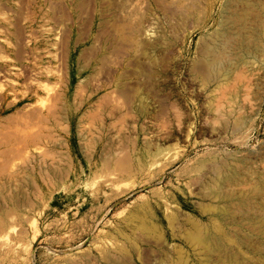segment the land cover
<instances>
[{"label": "rangeland", "instance_id": "rangeland-1", "mask_svg": "<svg viewBox=\"0 0 264 264\" xmlns=\"http://www.w3.org/2000/svg\"><path fill=\"white\" fill-rule=\"evenodd\" d=\"M247 3L0 0V264H264L243 243L264 248Z\"/></svg>", "mask_w": 264, "mask_h": 264}, {"label": "bare ground", "instance_id": "bare-ground-1", "mask_svg": "<svg viewBox=\"0 0 264 264\" xmlns=\"http://www.w3.org/2000/svg\"><path fill=\"white\" fill-rule=\"evenodd\" d=\"M236 1V0H235ZM237 1H239V2H248L249 3V1H252V0H237ZM233 2V1H232ZM234 3H236V2H234ZM238 3V2H237ZM247 3V4H248ZM250 4V3H249ZM240 10V9H239ZM234 14V13H233ZM259 14L257 13V12H255V10L252 8V6H251V8H246V9H244L243 11H240V12H235V14L233 15V16H230V17H232L231 19L233 20V22L236 24V25H238V26H240L239 28H246V26L248 25L247 23H249L248 21L249 20H251V19H253V18H259V16H258ZM247 29V28H246ZM255 30V29H254ZM259 34V33H258ZM222 36H224V38H225V43L226 44H228V43H230L231 44V41H232V37H230L229 35H227V34H224V35H222ZM247 41V40H246ZM241 44H243V45H245V41H244V38L243 39H241ZM248 46V45H247ZM249 47V46H248ZM212 63L213 64H215L216 62H213L212 61ZM237 180V179H236ZM235 184V183H234ZM257 187V188H256ZM247 194V193H246ZM245 194V195H246ZM242 195V194H241ZM251 195V196H250ZM248 197L246 196V198L243 200L244 201V205L245 204H247L248 206H249V204H251L252 206L253 205H256L255 207L257 208V209H259L260 211H261V215L259 216L258 215V217H255V218H258L259 219V221H260V223L262 224V225H264V185L263 184H261V185H258V186H255V190H254V192H252V194H250ZM254 195H257L259 198H257L256 196V198L260 201V199H261V201L258 203V202H256L255 200H256V198L254 197ZM225 198H227V197H225ZM243 199V198H242ZM241 204V203H240ZM242 205H243V203H242ZM255 211H257L256 209H254ZM226 213V212H225ZM258 214H260L259 212H258ZM255 215V214H254ZM254 215H253V217H254ZM256 216V215H255ZM254 219V218H253ZM258 221V222H259ZM259 223V224H260ZM203 238V237H202ZM200 239V238H199ZM216 239H218V238H216ZM215 239V240H216ZM246 239V238H245ZM244 239V240H245ZM247 239H248V237H247ZM210 240V239H209ZM209 240H207L206 239V237H204L203 239H200L199 240V243H201V241H202V243H205V244H203V246H205V245H207L206 247L208 248H206L205 247V249H207L208 251H209V253L211 254V255H213V254H216V253H220V252H223L224 250H225V246H226V244L224 245L223 244V241H221V240H218L217 242L215 241V242H211V241H209ZM214 240V239H213ZM239 240H241V239H239ZM250 240V239H249ZM249 240H248V242H249ZM222 242V244H221V242ZM251 241H252V239H251ZM248 242L246 241V242H243L244 243V246H246L248 249H250V250H254L255 251V253H257L258 255H260L262 258H264V248L262 249V247H257V246H255V247H257V248H261V249H257L256 250V248L254 249L253 248V246H251L250 245V242H249V244H248ZM225 243V242H224ZM237 244V243H236ZM253 244V243H252ZM201 245V244H200ZM202 246V245H201ZM231 247V246H230ZM230 247H229V249H230ZM228 248V247H227ZM252 248V249H251ZM233 249V248H232ZM227 251H228V249H226ZM226 252V251H225ZM231 252V251H230ZM229 252V253H230ZM236 252V251H235ZM208 253V252H207ZM232 253H234V251L232 250ZM237 253V252H236ZM232 254L231 255V253H230V255H228V258H223V257H221V259H222V261L224 260H227V261H225L227 264H244L245 263V261L243 262L242 261V259L240 258V254L238 255V254ZM210 254H208V255H210ZM228 254V253H227ZM217 255V254H216ZM219 256H221V255H219ZM223 256V255H222ZM227 256V255H226ZM225 257V256H224ZM211 258V257H210ZM220 258V257H219ZM212 259V258H211ZM221 259H218V260H221ZM223 261V263L222 264H224L225 262ZM247 261V260H246ZM218 262H220V261H218ZM221 263V262H220ZM219 263V264H220ZM250 263V262H249ZM254 263V262H253ZM247 264V263H246ZM254 264H256V263H254Z\"/></svg>", "mask_w": 264, "mask_h": 264}]
</instances>
